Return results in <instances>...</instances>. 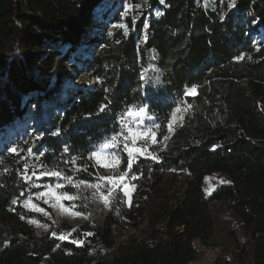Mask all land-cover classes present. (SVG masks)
Returning <instances> with one entry per match:
<instances>
[{
	"label": "trees",
	"instance_id": "1",
	"mask_svg": "<svg viewBox=\"0 0 264 264\" xmlns=\"http://www.w3.org/2000/svg\"><path fill=\"white\" fill-rule=\"evenodd\" d=\"M104 1L0 0V264H194L195 239L223 245L222 264H264V0H234L232 7L224 0H147L135 24L115 13L128 34L115 28L105 35L83 63L90 84L65 90L37 139L39 126L29 123L43 115L30 97L45 104L57 91L33 77L31 65L60 68L65 57L53 46L75 49ZM193 86L196 93L186 95ZM133 105L147 106L161 126L159 141L175 109L184 113L157 159L134 162L129 204L119 194L99 224L61 222L57 236L37 233L23 201L41 188L34 180L48 177L32 171L43 164L75 180L107 175L88 156ZM29 148L44 156L37 160ZM214 173L227 179L206 192L205 178Z\"/></svg>",
	"mask_w": 264,
	"mask_h": 264
},
{
	"label": "rangeland",
	"instance_id": "2",
	"mask_svg": "<svg viewBox=\"0 0 264 264\" xmlns=\"http://www.w3.org/2000/svg\"><path fill=\"white\" fill-rule=\"evenodd\" d=\"M227 5L230 4L233 5L234 0H224ZM129 3L136 5L139 4L142 8V6L145 4V0H128ZM124 3L125 0H105L104 3L101 5V7L98 9V11L103 12L101 16H95L91 20L90 24L86 28V33L83 36V38L80 40L78 46L75 49L69 48V45H60L55 44L53 48L60 53L61 57H65V60H63L62 66L58 68L56 66V63L54 64V67L50 72L42 71L40 72V68L37 66L36 63H33L31 65L30 73L33 77L37 78L38 80H43L47 84V89L54 91L56 89L55 95H49L48 99L45 101L44 104L43 101L38 102V97L35 96V94L32 95L31 98V109L33 111L41 112L43 117V121L36 119L35 116H32L33 122L30 121L29 127L34 128L38 127L37 134H41L42 131L49 125L48 123L51 121V117L59 113V109L55 108L53 105L55 103H60L62 97L65 96L62 92L67 90V93H70L69 89H73V87L76 86H82L86 84H90L91 78L90 73L85 70V65L83 64L86 58H89L93 52L97 51L98 46L103 41L102 39L105 37V35L111 33L116 27H113L115 24H119L120 22H114L113 21V15L115 13H119L120 17L121 13L124 11ZM139 9H136L133 7V9L130 12V15L132 17H135V12ZM104 14H106L104 16ZM123 18V17H122ZM93 49V50H92ZM49 51V50H47ZM59 95V96H58ZM180 111L175 114V116H171V130L168 128V135L166 136L167 139L170 136V134L173 132L176 126H178L182 120L184 110L183 108H179ZM48 112L50 113L49 117L47 116ZM125 112V111H124ZM124 112L120 115L118 119V127L117 130L112 132L110 135L103 138L101 141L96 143L92 150H95V147L99 145L101 142H103L106 138L111 137L115 133H119L122 131L123 125L121 124V116L124 114ZM153 117V116H152ZM169 121V122H170ZM130 127L137 129L138 126L131 121L129 118L126 121ZM153 123L158 124L154 118V120H149L147 118L144 119V125L151 126ZM168 127V126H167ZM156 132V140H157V129H154ZM167 139L164 140H157L158 142L153 144L151 140H148L147 142V150L150 155L146 154L143 157H151L154 155L158 149H160ZM141 145H143V141L141 140L139 142ZM13 146H10V148ZM111 151H115L117 157L120 159L119 167L115 170L108 169L101 167L95 163L94 160H92L97 166L102 168L107 175H119L124 170L122 169L123 165L127 163V154L120 149H114ZM91 153V152H90ZM90 155V154H89ZM140 157V156H139ZM110 160L111 157H108ZM172 173L177 174V179L181 178L180 171H166L167 176H170ZM99 177H96L92 181H85L88 184H97L99 183L101 185V188L99 191H97L96 188H90L86 185H80L79 188L74 187L72 185H68L63 180H57L56 178L48 177V181L41 184L38 180H34L32 185L33 187H41L39 190L29 194L23 201L29 200L31 198L32 202L37 204L40 208H43L48 215H45L44 213L37 212L34 210H31L29 208H25L30 210L35 214L33 218L30 219V223L35 229L37 233H46V232H53L55 229H57V226L61 222H66L70 225L77 226L82 223L88 222L90 224H99L104 215L108 212L110 209V205L115 197H117L119 194L123 196L125 202L129 204L131 200V195L133 192V184L131 182V179L129 178L126 183L129 185V193L127 196L124 195L123 191L120 190H114L112 197L109 200V203L106 205L101 196L100 192H107V187L105 185V182L102 180H99ZM227 177L222 173H214L205 178L204 181V189L206 192H210L216 185L219 183L225 182ZM74 180V183H79L81 180ZM84 181V180H83ZM61 183L65 184V187L54 189L56 194L67 192L70 195H77L79 198L75 201H63L62 203L65 206H70L71 204H75L76 208L73 209L75 212H80L82 215L75 216L72 215L71 212L62 210L59 205L57 204L56 207H53L52 205L56 203L54 197H48L45 196L43 199H38L36 194L38 192H45V185H51L55 186V184ZM95 193V195H93ZM44 199H48V203H44ZM32 221H35L33 223ZM124 235V234H123ZM122 237V233L120 235ZM219 241V238L217 239ZM193 246L197 250V259L194 261V264H222L226 259V254L223 251V245H221L219 242L217 244H202L199 240L195 239L192 242Z\"/></svg>",
	"mask_w": 264,
	"mask_h": 264
},
{
	"label": "snow or ice",
	"instance_id": "3",
	"mask_svg": "<svg viewBox=\"0 0 264 264\" xmlns=\"http://www.w3.org/2000/svg\"><path fill=\"white\" fill-rule=\"evenodd\" d=\"M145 3H147V0H145ZM208 4V0H206V6ZM233 5H229V7H232ZM133 7H135L136 9H139L141 7V5L136 4L133 5L131 3L128 2V0H125L124 3V11L121 13L122 17H127L130 15L131 10L133 9ZM136 21V17H133V24H135ZM113 27L116 28H121L124 30V34L127 35L128 34V26L127 24L121 22L119 24H115L113 25ZM144 28L147 29L148 28V24L147 22L144 23ZM147 39V37L145 36V40ZM237 59H243V57H237ZM140 79L143 81L146 79V77L142 74ZM196 93V88L195 86H193L190 90H188L185 94L186 95H192ZM106 108V105H101L100 106V111L103 112ZM180 111L179 108L175 109V111L173 112V116H175L176 113H178ZM131 119L132 122H134L138 128L134 129L132 127L129 126V124L126 122L128 119ZM147 118L149 120H154V117H152L151 115H149L148 113V108L147 106H129L126 111L124 112V114L121 116L120 120H121V124L123 125L122 131L119 133H115L113 134L111 137L106 138L103 142H101L99 145H97L95 147V150L91 151L90 155L88 156L89 160H94L95 163L101 167L104 168H108V169H117L119 167L120 164V159L119 157H117L116 152L115 151H111L114 149H120L122 148V150L124 152H126L127 154V163H126V168L125 170L120 173L119 175H103L99 177V180H102L105 182V185L108 186L107 187V192H100V196L103 200V202L107 205L109 203L110 198L112 197L113 191L114 190H120L124 192V195L127 196L129 193V185L126 183V181L130 178V179H136L137 177L135 175H131L130 173L132 171V167L134 162L137 160V158L139 156H144L146 154L150 155V153H148L147 150V142L148 140H151L153 144L157 143L158 141L156 140V132L154 131V129H159L161 126L159 124H155L153 123L151 126L148 125H144V119ZM171 121L168 123V128L169 130H171ZM42 133L37 135V139H40L42 137ZM164 139H167V137H164ZM143 141V145H141L139 142ZM8 151L19 155L20 151H23V149H19L17 147H11L8 149ZM28 153L32 156H35L37 160L40 159V157L44 156L43 152L40 153H35L33 152V150L31 148H29ZM64 151H68L67 146H65ZM108 157H111V159L109 160ZM152 159H157V157L155 156H151ZM73 165L76 164L75 159L70 161ZM41 169L44 170H38V169H34L32 171V176H35L37 179H42L45 177H52V178H56L57 180H63L65 181L68 185H72L74 187L79 188L80 185H86L87 187L90 188H96L97 191L100 190L101 185L99 183L97 184H88L87 182L81 180L79 181V183H74L73 177L72 176H68L65 175L63 170L58 169V168H47L45 165L40 164L39 166ZM28 170V166L25 165V172H27ZM76 171H87V168H79L77 167L75 169ZM27 179H31V176H27ZM46 191L45 192H38L36 194L38 199H43L45 196L48 197H54L56 203L53 204V207H56L57 204L59 205V207L64 210V211H68L71 212L72 215L75 216H80L82 215V213L80 212H75L73 211V209L76 208V205L73 203L70 206H65L62 202L67 200V201H75L76 199H78L79 197L77 195H70L67 192L64 193H60V194H56L54 189H59V188H63L65 187V184H61V183H57L55 184V186H51V185H45L44 186ZM134 187V186H133ZM93 195H95V193H93ZM48 199H44V203H48ZM24 206L26 208H29L31 210L37 211V212H41L44 213L45 215H48V213L43 209L40 208L37 204L33 203L31 198H29V200H26L24 202ZM33 223H35V221H32ZM74 231V229H73ZM89 235H91V233H88ZM53 236H57V233L53 232L52 233ZM71 236V232H69L67 235L65 234H60L58 236V239L60 240H66ZM72 243L74 244H82L83 241L81 240H76L73 239L71 240ZM59 247V245H57Z\"/></svg>",
	"mask_w": 264,
	"mask_h": 264
},
{
	"label": "bare ground",
	"instance_id": "4",
	"mask_svg": "<svg viewBox=\"0 0 264 264\" xmlns=\"http://www.w3.org/2000/svg\"><path fill=\"white\" fill-rule=\"evenodd\" d=\"M62 93L65 94V91H63Z\"/></svg>",
	"mask_w": 264,
	"mask_h": 264
},
{
	"label": "water",
	"instance_id": "5",
	"mask_svg": "<svg viewBox=\"0 0 264 264\" xmlns=\"http://www.w3.org/2000/svg\"><path fill=\"white\" fill-rule=\"evenodd\" d=\"M188 90H190V89H188Z\"/></svg>",
	"mask_w": 264,
	"mask_h": 264
}]
</instances>
